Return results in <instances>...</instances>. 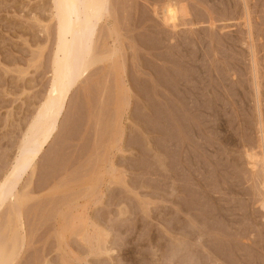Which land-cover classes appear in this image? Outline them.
<instances>
[{
    "label": "rangeland",
    "instance_id": "1",
    "mask_svg": "<svg viewBox=\"0 0 264 264\" xmlns=\"http://www.w3.org/2000/svg\"><path fill=\"white\" fill-rule=\"evenodd\" d=\"M51 4L0 0V182L47 95ZM92 55L0 210V251L150 264L175 232L195 264H264V0H108Z\"/></svg>",
    "mask_w": 264,
    "mask_h": 264
},
{
    "label": "bare ground",
    "instance_id": "2",
    "mask_svg": "<svg viewBox=\"0 0 264 264\" xmlns=\"http://www.w3.org/2000/svg\"><path fill=\"white\" fill-rule=\"evenodd\" d=\"M51 5L55 21L51 80L45 100L22 135L19 153L0 182V210L8 201L15 206L14 209L20 205L21 199L15 187L22 176L33 168L36 159L54 136L70 91L96 63L92 55L93 37L96 26L106 16L108 0H52ZM165 14L171 23L175 20L173 7H166ZM13 252L4 255L0 251V264H13L16 259Z\"/></svg>",
    "mask_w": 264,
    "mask_h": 264
},
{
    "label": "clouds",
    "instance_id": "3",
    "mask_svg": "<svg viewBox=\"0 0 264 264\" xmlns=\"http://www.w3.org/2000/svg\"><path fill=\"white\" fill-rule=\"evenodd\" d=\"M166 247L149 245L150 264H195L194 257L189 255L190 243L181 233H169L163 241Z\"/></svg>",
    "mask_w": 264,
    "mask_h": 264
}]
</instances>
